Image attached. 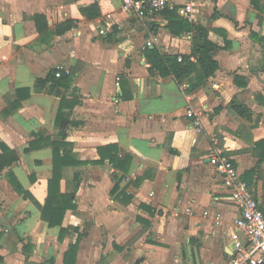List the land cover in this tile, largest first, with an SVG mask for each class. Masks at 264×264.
Instances as JSON below:
<instances>
[{"label":"crops","instance_id":"crops-1","mask_svg":"<svg viewBox=\"0 0 264 264\" xmlns=\"http://www.w3.org/2000/svg\"><path fill=\"white\" fill-rule=\"evenodd\" d=\"M257 2L258 10L252 0L199 1L189 23L215 44L218 70L189 90L150 73L144 58L153 47L192 53L193 34L172 35L162 15L138 20L120 0H0V142L18 158L0 170V264H229L239 210L209 158H229L264 204L255 191L264 175V149L256 148L264 140V0ZM35 16L46 32H37ZM54 69L71 77L55 89L65 98L59 117L61 97L35 92ZM53 143L69 164L58 194L74 209L50 227L38 205L53 177ZM106 147L131 157L126 173L101 160Z\"/></svg>","mask_w":264,"mask_h":264},{"label":"trees","instance_id":"trees-1","mask_svg":"<svg viewBox=\"0 0 264 264\" xmlns=\"http://www.w3.org/2000/svg\"><path fill=\"white\" fill-rule=\"evenodd\" d=\"M254 9L258 10L259 5L257 0H252ZM94 7L86 9L90 11ZM167 21V29L172 35L179 36L183 33L193 34L192 40V53L189 56H173L163 54L156 47L145 48L143 51L144 58L147 64L150 66V73H157L162 78L172 77L179 84L187 83L189 90L197 89L202 86L214 73L218 70V63L212 58V53L216 46L208 39V33L200 26L189 23L187 20L178 16L176 11H166L161 14ZM36 30L39 34L47 31V22L42 16L34 17ZM72 27V22L68 21L56 27L55 33L60 35ZM191 57L194 59L191 60ZM59 74V77L56 75ZM70 74L58 69L51 70L45 78H40L35 81V92L42 93L46 91L48 94L61 97V104L58 112L59 115H63V106L65 104V98L61 94L57 93L55 89L58 87L67 88L70 83ZM28 93V90H25ZM233 110L241 117L247 118L249 116V110L246 106L238 103L232 104ZM53 149V177L48 183V197L46 203L40 208L43 218L48 222L50 227L58 225V218L62 219L64 213L69 209H74L72 204V198L59 196L58 190L61 180L62 168L69 164L65 161L66 155L63 156L60 153L58 144H51ZM256 148L264 149V140L259 141L256 144ZM0 149L2 154L0 155V170L12 165L18 160L16 154L10 151L3 143L0 142ZM104 151L108 152V155H104ZM116 151L113 147H106L98 149V154L101 160L107 158L114 167L123 169L126 173L127 168H123V165H127L131 161V157L126 155L122 160L117 158ZM260 161H264V155L260 156ZM118 162V164H117ZM243 181L246 182L244 178ZM247 183V182H246ZM248 184V183H247ZM249 185V184H248ZM19 192H22L20 189ZM25 197L30 195L27 192H22ZM262 213L264 214V204L260 206ZM61 214V216H59ZM76 251V246H71L66 253V257L71 256Z\"/></svg>","mask_w":264,"mask_h":264},{"label":"built area","instance_id":"built-area-1","mask_svg":"<svg viewBox=\"0 0 264 264\" xmlns=\"http://www.w3.org/2000/svg\"><path fill=\"white\" fill-rule=\"evenodd\" d=\"M200 0H120L121 9L138 20H147L166 11L193 21ZM59 77V74L56 75ZM186 116L194 127L200 122L192 110ZM210 164L222 177L227 189L228 201L238 207L239 215L233 221V254L229 264H264V214L260 202L254 197L250 186L242 180L236 165L221 153L209 158Z\"/></svg>","mask_w":264,"mask_h":264},{"label":"rangeland","instance_id":"rangeland-1","mask_svg":"<svg viewBox=\"0 0 264 264\" xmlns=\"http://www.w3.org/2000/svg\"><path fill=\"white\" fill-rule=\"evenodd\" d=\"M256 194L261 198L262 201H264V175L258 182L256 188H255Z\"/></svg>","mask_w":264,"mask_h":264}]
</instances>
